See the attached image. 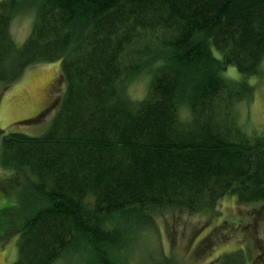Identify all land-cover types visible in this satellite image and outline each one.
Here are the masks:
<instances>
[{"label": "trees", "instance_id": "obj_1", "mask_svg": "<svg viewBox=\"0 0 264 264\" xmlns=\"http://www.w3.org/2000/svg\"><path fill=\"white\" fill-rule=\"evenodd\" d=\"M21 13L34 20L18 47L10 27ZM56 61L65 91L48 131L0 140V193L10 196L0 239L18 237L13 264L81 250L89 264H116L159 211L264 201V135L236 117L262 74L264 0L0 1V84ZM229 67L238 81L222 78ZM143 74L147 94L131 100ZM216 264L247 260L235 251Z\"/></svg>", "mask_w": 264, "mask_h": 264}, {"label": "rangeland", "instance_id": "obj_2", "mask_svg": "<svg viewBox=\"0 0 264 264\" xmlns=\"http://www.w3.org/2000/svg\"><path fill=\"white\" fill-rule=\"evenodd\" d=\"M33 20V13H21L12 19L10 34L18 47L30 35ZM211 52L218 59L219 53L212 47ZM60 66L59 61L34 64L14 83L0 84V140L2 133L37 137L48 131L65 91ZM261 66L260 78L248 80L255 88L252 100L236 107L239 125L251 136L264 135V61ZM222 78L240 79L234 67L223 72ZM147 81L144 74L131 81L127 96L143 100ZM3 175L7 176L0 166V177ZM0 195V208H4L10 196ZM216 207L201 214L182 210L155 213L153 224L138 231L128 249L118 252L116 264H216L223 255L235 251L243 254L247 264H264V201L241 205L235 197H225ZM17 238L11 231L0 239V264L16 261ZM90 258L86 250H81L59 264H89Z\"/></svg>", "mask_w": 264, "mask_h": 264}]
</instances>
